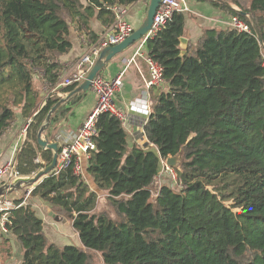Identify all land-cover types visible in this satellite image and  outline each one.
Segmentation results:
<instances>
[{"label":"trees","instance_id":"obj_1","mask_svg":"<svg viewBox=\"0 0 264 264\" xmlns=\"http://www.w3.org/2000/svg\"><path fill=\"white\" fill-rule=\"evenodd\" d=\"M138 1L0 0V137L15 120L13 108L22 119L33 120L15 155L19 176H31L51 160V152L36 145V136L59 98L39 110L33 71L41 72L44 86L54 85L58 60L72 47L71 29L94 42L98 35L91 20L106 28L114 21L111 7ZM228 1L245 15L215 4L252 28L250 15L264 44V0ZM183 33L184 16L178 13L145 43L148 57L163 69L164 82L149 100L143 127L149 146L129 147L117 119L98 117L87 173L103 195L101 207L97 193L71 171L51 172L32 186L29 197L71 224L79 246L49 241L39 213L22 198L13 199L19 207L10 212L7 235L21 248V264H96V259L102 264H264L260 44L254 31L212 29L181 55ZM85 95L58 110L49 138L52 124ZM176 155L182 157L174 168L180 191H158L160 159Z\"/></svg>","mask_w":264,"mask_h":264},{"label":"crops","instance_id":"obj_2","mask_svg":"<svg viewBox=\"0 0 264 264\" xmlns=\"http://www.w3.org/2000/svg\"><path fill=\"white\" fill-rule=\"evenodd\" d=\"M148 2L149 0H140L127 7L125 18L134 30L141 25L147 10ZM186 3L189 7V12L183 14L184 33L181 37L186 40V44H180L179 46L181 51L184 52L187 50L188 46H194L200 40L205 31L212 29L223 30L228 28L227 23L231 14L226 9L216 6V4L219 6L222 5L227 9L235 11L239 10L238 7L228 0H186ZM90 28L97 35L102 33L105 29L95 19L91 20ZM70 38L72 46L70 52L58 60L61 66L59 75L86 49V46L81 44L80 36L74 31V29H71L70 31ZM139 44L140 41L124 50L121 54L114 56L99 73L104 78H112L123 72V88L116 97L118 106L123 108L133 99L142 96L145 92V81L149 77L147 65L143 59L135 56V52L138 49ZM144 52L147 53L146 47L144 48ZM41 81L43 83L42 74ZM34 85L39 91V105L41 106L43 101L42 96H44L43 92H41L42 88L37 85V81L35 80ZM154 88L158 89V87ZM154 88H151L147 92L148 102L150 100V96L154 95L157 91V89ZM88 92L90 95L86 94L77 105L71 106L69 110L61 114L58 120L52 124L50 129V138L48 137L47 131V139L49 142H55L58 147H61L66 142L71 141L72 137L75 136L82 122L87 118L96 105V96L90 90ZM147 119L148 117L141 115L129 114L128 124L126 127H123L129 147L136 145L144 149L149 146L143 131V127ZM24 121L26 122L27 120ZM24 139L26 140V136L22 137L21 134L15 137V129L13 128H11L6 135L5 132L3 133L0 137V166L14 158L15 150L19 149L20 145L25 141ZM87 166L88 163L83 161L81 177L84 178L85 183L87 182L86 184L95 187L92 178L87 173ZM19 198L20 197L17 199ZM38 217L43 222V231L49 241L54 239L56 242L52 243L58 246L80 245L79 238L73 231L71 224L67 222L68 224L65 225L63 222L54 221L48 215V212L46 217L41 215ZM62 219L64 218L62 217ZM0 242V264H21L22 251L16 239L11 234L7 236L0 234Z\"/></svg>","mask_w":264,"mask_h":264},{"label":"built area","instance_id":"obj_3","mask_svg":"<svg viewBox=\"0 0 264 264\" xmlns=\"http://www.w3.org/2000/svg\"><path fill=\"white\" fill-rule=\"evenodd\" d=\"M127 7L115 5L111 7V12L114 15L112 24L104 29L93 42L85 36H80L81 44L86 46L85 51L72 63H70L59 75L57 81L52 86H44L45 97L41 103V108L46 101L62 93V90L77 86L86 77L89 69L99 56L102 49L107 46H114L124 41L132 32L133 27L126 20ZM189 12V7L186 0H161L153 17V22L150 31L141 39L135 56L143 59L148 67L149 77L145 81V92L141 97L130 101L124 108L117 104V94L123 88V72L112 78H104L100 74L96 75L90 84V91L96 96V105L82 122L77 133L72 137L71 141L66 142L59 147L57 163L52 171L54 175L59 172H68L80 177L82 174V162H89L93 153L96 151V143L94 138L97 136L96 123L98 117L102 114H107L110 117L117 119L122 127H126L129 120V114H137L144 117L149 116V102L147 92L154 87L164 85L162 74L163 69L152 58L148 57L144 52L145 43L147 40L155 37L161 32L165 26L172 20L173 16L178 13ZM228 28L239 32L253 35L252 28L237 16H231L227 23ZM261 47V45H260ZM261 68L264 75V48L261 47ZM30 119L28 120L29 127ZM26 128L23 130L22 137L25 136ZM39 162V159H36ZM17 161L14 158L0 166V186L4 184H12L21 176L16 170ZM173 168L167 166L166 161L160 159L159 173L170 174L171 179H175L172 171ZM157 175V176H158ZM156 179V178H155ZM30 190L27 191V194ZM157 197V194L153 195ZM19 206H16L13 201L8 200L7 196L0 199V234H8V224L10 212Z\"/></svg>","mask_w":264,"mask_h":264},{"label":"water","instance_id":"obj_4","mask_svg":"<svg viewBox=\"0 0 264 264\" xmlns=\"http://www.w3.org/2000/svg\"><path fill=\"white\" fill-rule=\"evenodd\" d=\"M160 1L161 0H149L147 10H146V13H145V16H144V19L141 25L137 29L133 30V32L121 43L114 45V46H107L106 48L102 49L99 56L97 57V59L95 60L91 68L89 69L85 79L80 84H78L76 87H74L72 91L66 94H63V95H59L58 101L48 111L36 136V145L39 147V149L41 151L51 152L50 163L46 165L45 167L36 171L30 177H27V178L21 177L12 184H4L0 186V199H3L4 197L8 196L10 193L18 191L22 188H28L30 186L35 185L38 181H40L42 178H44L45 176H47L54 170L56 163H57L59 147L57 143L49 142L47 139V131H48L49 126L51 125V120L53 116L58 112L59 109L68 105L73 98L86 94L90 90V84L93 78L103 70L105 65H107L114 56L121 54L127 48L137 44L139 41H141L142 38H144L147 35V33L151 29L153 17L155 15V12L158 8ZM237 11L240 14L245 15L241 11L239 10ZM246 17H248V19L251 22V26L253 28V31L255 33L258 43L261 45L262 48H264L262 38L259 34V31H258V28L255 22L253 21L250 15H246ZM179 42L180 44H183V45L186 44V40L184 38H180ZM184 54L185 52L181 51V55H184ZM180 159H181V155H176L175 157H169L166 160V164L167 166L173 169L177 168ZM47 212H48V215L54 221L63 222L65 225L68 224L65 219H62V217L55 215L50 210H47Z\"/></svg>","mask_w":264,"mask_h":264},{"label":"rangeland","instance_id":"obj_5","mask_svg":"<svg viewBox=\"0 0 264 264\" xmlns=\"http://www.w3.org/2000/svg\"><path fill=\"white\" fill-rule=\"evenodd\" d=\"M251 23V22H250ZM137 59H139V58H137ZM141 60V59H140ZM33 78H34V80L35 81H37V85H39V86H41V88H42V91L41 92H43V95H45L46 93H45V89L43 88L44 87V84L42 83V81H41V72L40 71H37V70H34L33 71ZM43 86V87H42ZM86 94H89L90 95V93L89 92H87ZM43 97V99H44V97L45 96H42ZM88 97H90V96H88ZM41 109V106L39 105V110ZM38 110V111H39ZM13 111H14V113H15V120L9 125V127L5 130V135L8 133V131L11 129V128H13V129H15V137L16 136H18L19 134H23V130H24V128H26V129H28V127H26L28 124V120L25 122L23 119H21V117H20V113H19V110H18V108H13ZM30 121L32 122L33 120L32 119H30ZM31 122H30V124H31ZM29 124V125H30ZM26 133H27V130H26V132L24 133V135L26 136ZM25 140V139H24ZM16 152H17V150H15V155H16ZM15 157V156H14ZM181 160H182V157H181V159H180V161H179V163H178V166H179V164H180V162H181ZM172 171H173V173H174V175H175V177H176V172H175V170L174 169H172ZM170 174H165V173H160V175H158L157 177H156V179L154 180V184L156 185V187H157V190L159 191V189L161 188V187H168L170 190H172L174 193H178L180 190V186L178 185V183H177V177L173 180V179H171L170 178ZM27 177H30V176H27ZM27 177H25L24 176V178H27ZM82 179H83V181H84V178L83 177H81ZM88 180V179H87ZM85 182V181H84ZM87 183V182H86ZM88 183H89V181H88ZM91 183V182H90ZM88 185V187L92 190V191H94V192H96L97 193V195H98V197H100L99 199L100 200H98L97 199V201H98V203H97V207H99V205H100V207H101V203L103 202V195H102V193L101 192H97L96 191V189H95V187H93V186H90L89 184H87ZM33 187L32 186H30V187H28V190H30L31 191V189H32ZM27 189L26 188H22V189H20L19 191H17V192H13V193H10L8 196H7V198H8V200H10V201H13V199L14 198H18V197H20V198H22L23 200H24V204L26 203V204H30L31 206H32V208L36 211V212H38L39 213V215H41V216H43V217H46V214H47V210H50L49 209V207L46 205V204H44L42 201H39L37 198H31V197H29V194H27ZM153 195H155V193H153ZM62 217V216H61ZM51 242H56L54 239H52L51 240ZM0 245H1V242H0ZM95 262H96V264H102V263H100V261L98 260V259H96L95 260Z\"/></svg>","mask_w":264,"mask_h":264}]
</instances>
